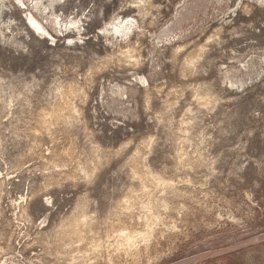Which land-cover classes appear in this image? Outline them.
<instances>
[{"label":"rangeland","instance_id":"374dc122","mask_svg":"<svg viewBox=\"0 0 264 264\" xmlns=\"http://www.w3.org/2000/svg\"><path fill=\"white\" fill-rule=\"evenodd\" d=\"M0 264H264V0H0Z\"/></svg>","mask_w":264,"mask_h":264},{"label":"bare ground","instance_id":"6f19581e","mask_svg":"<svg viewBox=\"0 0 264 264\" xmlns=\"http://www.w3.org/2000/svg\"><path fill=\"white\" fill-rule=\"evenodd\" d=\"M74 86V85H73ZM70 87H68V89H69ZM73 88V87H72ZM65 89V90H67V91H64L65 93L63 94V96L62 95H59V96H62V98H58V99H61V101H59L58 99V101H57V104H58V106H57V108H55L56 109V111H55V113H56V116L58 115V117L59 118H63L64 116H65V114H67V110H68V108L72 105L71 104V102L73 101L72 100V98L74 97L73 95H74V90L73 89ZM77 90H75V92H76ZM76 94H77V92H76ZM199 95L203 98L202 100H210L211 99V94L210 93H199ZM213 96V95H212ZM210 98V99H209ZM72 100V101H71ZM183 155V154H182ZM182 155H181V157H182ZM140 157V156H139ZM185 157H188V156H185ZM141 159V157L139 158V161H141L140 160ZM182 159V158H181ZM185 159H188V158H185ZM137 160V159H136ZM184 160V159H183ZM182 160V161H183ZM138 161V160H137ZM186 161V163H189V162H187L188 160H185ZM142 164V163H141ZM136 165V164H135ZM137 166V165H136ZM138 166H139V164H138ZM143 168V167H142ZM136 169V168H135ZM137 170V169H136ZM136 170L134 171V172H136ZM141 170V169H140ZM143 172H145V170L143 171ZM139 173V172H138ZM136 174V173H135ZM147 173H145V175H146ZM143 175V174H142ZM148 175H146V177H147ZM140 177V176H139ZM145 177V176H144ZM149 179V178H148ZM142 180H143V177H142ZM145 180V179H144ZM143 180V181H144ZM147 181V180H146ZM164 182V181H163ZM144 183V182H143ZM161 183V182H160ZM166 183V182H165ZM145 185H148V184H145ZM166 185V184H165ZM165 185H163L164 187H165ZM151 187V186H150ZM149 187V188H150ZM168 187V186H167ZM167 187H166V189H167ZM169 189V188H168ZM169 190H171V189H169ZM174 190V189H173ZM134 191H135V189H134ZM133 191V192H134ZM172 191V190H171ZM175 191V190H174ZM173 191V192H174ZM136 192L138 193V191L136 190ZM140 192H141V190H140ZM139 192V193H140ZM135 193V192H134ZM170 193V192H169ZM141 194V193H140ZM144 194V193H143ZM127 196L128 197H126V198H124L123 200H121L120 202H118V205H117V207H116V209H114V210H116L115 212H116V214L118 215V216H120L119 218H121V215L123 216V215H127V214H129L127 211H130L132 208H134L135 207V205L137 204V203H135L134 201H135V199L133 200V197L132 196H130V194H127ZM144 196H142V198H143ZM137 198H138V196H137ZM167 198V197H166ZM141 199V198H140ZM138 200H139V198H138ZM166 200V199H165ZM168 201V200H167ZM139 202V201H138ZM141 202V201H140ZM140 204V203H139ZM170 204V203H169ZM158 205V204H157ZM170 207V206H169ZM161 208V207H160ZM83 209V208H82ZM158 209V208H157ZM170 209V208H169ZM113 210V211H114ZM161 210V209H160ZM154 211V210H153ZM157 213V212H156ZM87 215V214H86ZM130 216V217H129ZM78 217V216H77ZM77 217H76V220H77ZM128 217L129 218H131V214H129L128 215ZM80 218H81V216H80ZM78 220H80V219H78ZM72 221V220H71ZM81 221V225L83 226V227H85V228H90L89 226H91L92 225V221H95L94 220V217L93 216H83L82 217V219L80 220ZM119 221H122V220H119ZM117 223V222H116ZM72 224V223H71ZM74 224H75V227H76V225H77V221L76 222H74ZM94 224V223H93ZM73 225V224H72ZM93 226V225H92ZM91 226V227H92ZM81 227V226H80ZM73 229V228H72ZM75 229V228H74ZM81 228H79V230H80ZM83 229V228H82ZM125 229V228H124ZM78 230V229H77ZM94 230V229H93ZM85 231V230H84ZM83 232V231H82ZM86 233H87V230H86ZM85 235V234H84ZM82 237H83V235H82ZM87 237V236H86ZM80 238V237H79ZM95 238V237H94ZM137 238V237H136ZM90 240H93V239H90ZM96 240V239H95ZM98 241V240H97ZM96 241V242H97ZM99 243V242H98ZM86 245H87V243H86ZM97 245V244H96ZM97 246H99V245H97ZM93 247V246H92ZM100 247V246H99ZM84 248V247H83ZM91 248V247H90ZM86 248H84V250H85ZM99 249H101V248H99ZM87 250H88V248H87ZM90 250V249H89ZM96 250V249H95ZM98 250V249H97ZM83 251V250H82ZM86 251V250H85ZM134 251V250H133ZM89 252V251H88ZM87 252V253H88ZM135 252V251H134ZM92 253V252H91ZM99 254H100V252H99ZM98 254V255H99ZM134 254V253H133ZM71 255V254H70ZM91 255V254H90ZM97 255V254H96ZM91 258H93V257H91Z\"/></svg>","mask_w":264,"mask_h":264}]
</instances>
